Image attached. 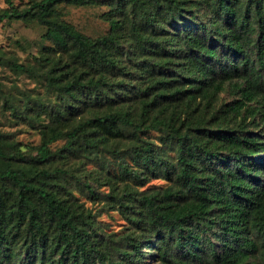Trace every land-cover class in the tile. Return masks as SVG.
<instances>
[{"label": "trees", "instance_id": "trees-1", "mask_svg": "<svg viewBox=\"0 0 264 264\" xmlns=\"http://www.w3.org/2000/svg\"><path fill=\"white\" fill-rule=\"evenodd\" d=\"M4 2L0 22H37L50 44L31 62L0 49L41 85L0 98L41 135L24 155L0 130V264H264V0ZM62 4L105 6L107 31L85 34ZM224 88L236 97L211 116L235 123L205 127L197 100ZM102 152L117 236L72 191L95 197L86 165ZM152 178L166 185L134 187Z\"/></svg>", "mask_w": 264, "mask_h": 264}, {"label": "rangeland", "instance_id": "rangeland-1", "mask_svg": "<svg viewBox=\"0 0 264 264\" xmlns=\"http://www.w3.org/2000/svg\"><path fill=\"white\" fill-rule=\"evenodd\" d=\"M14 4L19 7H25L30 4V0H14ZM4 6V0H0V9ZM105 10V6L82 7L61 5L64 19L73 23L78 29L91 37H96L107 31L108 24L101 17V13ZM43 32L44 28L34 21L26 22L21 19L3 20L0 22V49L8 55H15L21 62H31L32 56L39 53L42 45L50 44L49 41L41 36ZM0 82L3 89L0 98H2L3 94L9 92L14 95H21L22 92L34 94L40 91L41 88L36 78L25 74H15L7 66L1 64ZM235 97L236 94L228 90V88H224L212 99L205 97L197 100L200 103V111H197V114L203 117V125L212 129L227 128L229 123L234 125L235 122L230 114L223 118V113L218 112L220 118H213L211 112L220 109L221 104L227 103ZM0 130L11 134V138L17 141L24 155L35 153V146L40 142L41 137L38 128H34L22 121L16 122L12 115L9 114V111L2 106L1 101ZM147 136L157 141V133L155 131H150ZM63 142V140H58L53 143L52 149L60 146ZM100 158L106 165V171H110L109 174L104 170L101 160L95 163L90 162L86 165L87 171H93L85 177L94 189L95 197L92 198L87 188L81 182H76L75 179H73L72 191L79 200L84 201L87 207H90L93 212L97 213L96 220L101 230L106 235L115 234L117 236L124 232L123 226L126 225V222L117 210L110 209L111 207L104 203L106 195L109 192V186L103 183L106 175H111V178L116 175L114 174V172H117L115 165L116 158L108 152H102ZM79 171H83V169L75 170L77 174ZM115 183H119V181ZM164 185H166V182L163 179L152 178L144 186L138 187L134 185V187L143 190L152 187L159 188ZM145 250L147 251V249Z\"/></svg>", "mask_w": 264, "mask_h": 264}]
</instances>
